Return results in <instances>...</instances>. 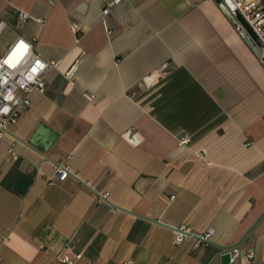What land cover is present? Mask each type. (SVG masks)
Masks as SVG:
<instances>
[{"label": "crops", "instance_id": "0c3cea01", "mask_svg": "<svg viewBox=\"0 0 264 264\" xmlns=\"http://www.w3.org/2000/svg\"><path fill=\"white\" fill-rule=\"evenodd\" d=\"M109 3L0 0V56L59 62L0 141V264H264V66L213 0Z\"/></svg>", "mask_w": 264, "mask_h": 264}, {"label": "built area", "instance_id": "2783aa9c", "mask_svg": "<svg viewBox=\"0 0 264 264\" xmlns=\"http://www.w3.org/2000/svg\"><path fill=\"white\" fill-rule=\"evenodd\" d=\"M217 2L227 12L235 30L248 42L255 53L258 62L264 66V0H213ZM122 0H110L103 11L105 18L110 12L111 7L120 4ZM19 19L24 22L28 19L26 14H19ZM0 24V32L3 27ZM74 35L78 32L76 25L71 26ZM79 38H76V42ZM32 43L17 38L0 56V141L7 133L10 124H16L20 121L22 114L31 105L32 93H42L45 89L44 76L52 69H56L59 62L46 61L38 53L34 52ZM185 135L180 138V145L186 143ZM14 155L13 149L9 150ZM66 164L58 163L54 167V178L65 180L70 174ZM96 204L107 203L109 194L107 192H96L93 194ZM111 212H116L111 209ZM174 232V241L180 244L186 240L193 241V249L206 247L213 235V230L208 229L203 232H195L189 225H180L171 228ZM69 250V249H68ZM223 254H229L230 262H235L241 257L237 248L222 251ZM253 252H247L244 258L251 260ZM80 257L77 255L58 256L51 264H74V261Z\"/></svg>", "mask_w": 264, "mask_h": 264}, {"label": "water", "instance_id": "95a60500", "mask_svg": "<svg viewBox=\"0 0 264 264\" xmlns=\"http://www.w3.org/2000/svg\"><path fill=\"white\" fill-rule=\"evenodd\" d=\"M229 258H230L229 254L226 253V254L224 255V261H225V262H228V261H229Z\"/></svg>", "mask_w": 264, "mask_h": 264}]
</instances>
